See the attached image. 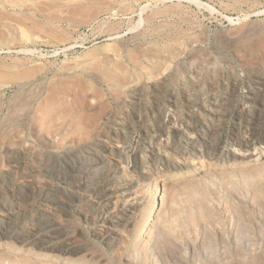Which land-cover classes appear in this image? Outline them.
<instances>
[{"label":"rangeland","instance_id":"obj_1","mask_svg":"<svg viewBox=\"0 0 264 264\" xmlns=\"http://www.w3.org/2000/svg\"><path fill=\"white\" fill-rule=\"evenodd\" d=\"M263 110L264 0H0V264H264Z\"/></svg>","mask_w":264,"mask_h":264},{"label":"bare ground","instance_id":"obj_2","mask_svg":"<svg viewBox=\"0 0 264 264\" xmlns=\"http://www.w3.org/2000/svg\"><path fill=\"white\" fill-rule=\"evenodd\" d=\"M253 27H256V26H253ZM253 27H252L251 29H253ZM248 28H249V27H248ZM259 28H260V27H259ZM251 29H250V30H251ZM255 29H256V28H255ZM257 30L259 31L258 28L256 29V31H257ZM252 31H253V30H252ZM256 31H255V32H256ZM258 31H257V32H258ZM245 32H246L245 34H247V33L250 32V31H248V30L246 31V30H245ZM253 33H254V31H253ZM253 33H252V34H253ZM259 33H260V32H259ZM241 34H242V33H241ZM257 34H258V33H257ZM249 35H250V33H249ZM255 35H256V34H255ZM247 36H248V35H247ZM253 36H254V35H253ZM257 36H258V35H257ZM240 37H241V36H240ZM248 37H251V36H248ZM241 38H244V36L242 35ZM245 38H246V37H245ZM254 38H255V37H254ZM250 39H251V38H250ZM236 40H237V39H236ZM240 40H242V39H240ZM244 40H245V39H244ZM247 41H248V40H247ZM221 44H222V43H221ZM193 53H194V52H193ZM195 53H196V52H195ZM195 53H194V54H195ZM194 54H193V56H194ZM195 57H196V55H195ZM195 57H194V58H195ZM212 62H214V60H213ZM210 63H211V62H210ZM216 63H217V62H216ZM212 64H213V63H212ZM217 64H218V63H217ZM217 64H216V65H217ZM214 66H215V65H214ZM208 67H209V66H208ZM208 67H207V68H208ZM193 70H194V69H193ZM199 72H200V71H199ZM224 73H225V72H224ZM233 73H234V72H233ZM200 74H202V73H200ZM213 74H214V72H213ZM230 79H231V78H230ZM234 81H235V80H234ZM234 84H235V83H234ZM253 95H254V94H253ZM29 96H30V95H29ZM252 99H253V98H252ZM263 111H264V110H263ZM260 113H261V112H260ZM257 115H258V114H257ZM174 123H175V122H174ZM247 144H248V143H247ZM31 150H32V149H31ZM41 151H42V150H41ZM37 153H38V152H37ZM40 153H41V152H40ZM24 154H25V153H24ZM26 154H27V153H26ZM29 155H30V154H29ZM41 155H42V154H41ZM46 155H47V154H46ZM27 157H28V156H27ZM38 158H39V157H38ZM44 159H46V158L44 157ZM25 161H26V160H25ZM25 161H24V162H25ZM41 161H42V160H41ZM46 161H47V160H46ZM86 163H87V162H86ZM51 164H52V163H51ZM55 164H56V163H55ZM58 164H59V163H58ZM43 166H44V165H43ZM72 166H73V165H72ZM73 167H74V166H73ZM103 167H104V166H103ZM54 168H55V167H54ZM62 168H63V167H62ZM62 168H61V169H62ZM79 168H80V167H79ZM93 168H94V167H93ZM93 168H92V169H93ZM45 169H46V168H45ZM48 169H49V168H48ZM63 169H64V168H63ZM105 169H106V168H105ZM57 170H58V169H57ZM57 170H56V171H57ZM37 171H38V170H37ZM64 171H65V170H64ZM64 171H63V173H64ZM66 171H67V170H66ZM84 171H85V170H84ZM95 171H96V170H95ZM39 172H40V171H39ZM85 172H86V171H85ZM85 172H84V173H85ZM96 172H97V171H96ZM100 172H101V171H100ZM25 173H26V172H25ZM40 173L42 174L41 176H43V173H42V172H40ZM73 173H74V172H73ZM80 173H81V172H80ZM9 174H11V173H9ZM59 174H60V173H59ZM103 174H105V173H103ZM45 175H46V174H45ZM62 175H63V174H62ZM66 175H67V174H66ZM71 175H72V174H71ZM81 175H82V174H81ZM97 175H98V174H97ZM87 176H88V175H87ZM99 176H101V174H100ZM23 177H24V176H23ZM28 177H29V176H28ZM92 177H94V176H92ZM19 178H20V177H19ZM26 178H27V177H26ZM32 178H33V177H32ZM66 178H67V177H66ZM71 178H72V177H71ZM98 178H99V177H98ZM12 179H14V178H12ZM16 179H18V178H16ZM29 179H30V178H29ZM93 179H95V178H93ZM102 179H104V178H102ZM109 179H110V178H109ZM24 180H25V179H24ZM36 180H37V179H35V181H36ZM72 180H73V179H72ZM87 180H88V179H87ZM87 180H86V181H87ZM16 181H17V180H16ZM20 181H23V179L20 180ZM27 181H28V179H27ZM39 181H40V180H39ZM68 181H69V180H68ZM70 181H71V180H70ZM90 181H91V180H90ZM107 181H109V180H107ZM37 182H38V181H37ZM42 182H43V181H42ZM97 182H98V181H97ZM14 183H15V182H14ZM21 183H22V182H21ZM21 183H19V184H21ZM30 183H31V182H30ZM67 183H68V182H67ZM73 183H74V182H73ZM98 183H99V182H98ZM107 183H108V182H107ZM17 184H18V183H17ZM35 184H36V183H35ZM68 184H70V183H68ZM108 184H109V183H108ZM36 185H37V184H36ZM36 185H35V186H36ZM40 185H41V184H40ZM44 185H45V183H44ZM44 185H43V186H44ZM110 185H111V184H110ZM35 186H34V187H35ZM37 186H38V185H37ZM43 186H42V187H43ZM47 186H48V185H47ZM95 186H96V185H95ZM95 186H94V187H95ZM97 186H98V185H97ZM92 187H93V186H92ZM104 187H105V186H104ZM121 187H122V186H121ZM38 188H40V187H38ZM45 188H46V187H45ZM89 188H90V187H89ZM98 188H99V187H98ZM91 189H92V188H91ZM101 189H102V188H101ZM116 189H117V188H116ZM13 190H14V189H13ZM15 190H16V188H15ZM37 190H39V189H37ZM47 190H49V189H47ZM53 190H55V189H53ZM95 190H96V189H95ZM17 191H18V190H17ZM33 191H34V190H33ZM93 191H94V190H93ZM112 191H113V189H112ZM46 192H47V191H46ZM94 192H95V191H94ZM108 192H109V191H108ZM18 193H19V191H18ZM49 193H52V192H49ZM102 193H103V192H102ZM105 193H107V192H105ZM111 193H112V192H111ZM117 193H118V192H117ZM32 194H33V193H32ZM38 194H43V193H38ZM38 194H37V195H38ZM58 194H59V193H58ZM58 194H56V195H58ZM60 194H61V193H60ZM24 195H25V194H24ZM52 195H53V194H52ZM54 195H55V193H54ZM54 195H53V197H54ZM58 196H59V195H58ZM103 196H104V195H103ZM16 197H18V194H17ZM29 197H30V196H29ZM34 197H35V196H34ZM45 197H46V196H45ZM59 197H60V196H59ZM100 197H101V196H100ZM35 198H36V197H35ZM55 198H56V197H55ZM105 198H106V197H105ZM105 198H104V199H105ZM110 198H111V197H110ZM110 198H109V199H110ZM28 199H29V198H28ZM41 199H42V198H41ZM41 199H39V200H41ZM56 199H58V198H56ZM56 199H55V200H56ZM109 199H108V200H109ZM111 199H112V198H111ZM29 200H31V198H30ZM39 200H38V201H39ZM46 200H47V199H46ZM48 200H49V198H48ZM50 200H51V199H50ZM52 200H54V199H52ZM59 200H61V199H59ZM82 200H83V199H82ZM3 201H4V200H3ZM24 201H25V200H24ZM36 201H37V200H36ZM56 201H57V200H56ZM56 201H55V203H56ZM85 201H86V200H85ZM85 201H84V202H85ZM92 201H93V200H92ZM94 201H95V200H94ZM97 201H98V200H97ZM102 201H103V200H102ZM27 202H28V201H27ZM27 202H26V203H27ZM82 202H83V201H82ZM88 202H89V201H88ZM23 203H24V202H23ZM23 203H22V204H23ZM39 203H40V202H39ZM48 203H49V202H48ZM52 203H53V202H52ZM55 203H54V204H55ZM57 203H58V202H57ZM96 203H97V202H96ZM24 204H25V203H24ZM29 204H30V203H29ZM85 204H86V203H85ZM87 204H88V203H87ZM97 204H98V203H97ZM106 204H107V203H106ZM112 204H113V203H112ZM8 205H9V204H8ZM38 205H39V204H38ZM43 205H44V204H43ZM98 205H99V204H98ZM115 205H116V204H115ZM22 206H23V205H22ZM24 207L26 208V206H24ZM103 207H104V205H103ZM5 208H6V207H5ZM22 208H23V207H22ZM22 208H21V209H22ZM31 208H32V207H31ZM45 208H46V206H45ZM84 208H85V206H84ZM99 208H101V207H99ZM28 209H29V208H28ZM101 209H102V208H101ZM104 209H105V208H104ZM104 209H103V211H104ZM24 210H26V209H24ZM24 210H23V211H24ZM40 210H41V209H40ZM42 210H43V209H42ZM33 211H34V210H33ZM43 211H44V210H43ZM108 211H109V210H108ZM26 212H28V211H26ZM41 212H42V211H41ZM45 212H46V211H45ZM85 212H86V211H85ZM96 212H97V211H96ZM89 213H90V212H89ZM101 213H102V210H101ZM29 215H30V214H29ZM115 215H116V214H115ZM116 216H117V215H116ZM32 217H33V216H32ZM32 217H31V218H32ZM31 218H30V219H31ZM44 218H45V217H44ZM114 218H115V217H114ZM24 219H25V218H24ZM46 219H47V218H46ZM116 219H117V218H116ZM27 220H28V219H27ZM33 220H34V219H33ZM36 220H37V219H36ZM48 221H50V220H48ZM117 221H118V220H117ZM36 222H37V221H36ZM115 222H116V221H115ZM26 223H27V222H26ZM40 223H41V221H40ZM52 223H53V221H52ZM32 224H33V222H32ZM48 224H49V223H48ZM54 224H56V223H54ZM41 225H42V224H41ZM43 225H44V223H43ZM50 225H51V224H50ZM58 225H59V224H58ZM32 226H33V225H32ZM25 227H26V226H25ZM36 227H37V226H36ZM36 227H35V228H36ZM43 227H45V226H43ZM56 227H57V226H56ZM58 228H59V227H58ZM53 229H54V228H53ZM22 230H23V229H22ZM26 231H27V230H26ZM53 231H54V230H53ZM19 232H20V231H19ZM23 233H24V232H23ZM53 233H54V232H53ZM13 235H14V234H13ZM27 235H28V234H27ZM28 237H29V236H28ZM42 239H43V238H42ZM45 244H46V243H45ZM49 244H50V243H49Z\"/></svg>","mask_w":264,"mask_h":264}]
</instances>
